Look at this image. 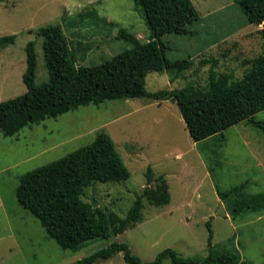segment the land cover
I'll list each match as a JSON object with an SVG mask.
<instances>
[{
  "label": "rangeland",
  "instance_id": "1",
  "mask_svg": "<svg viewBox=\"0 0 264 264\" xmlns=\"http://www.w3.org/2000/svg\"><path fill=\"white\" fill-rule=\"evenodd\" d=\"M199 21L187 26L190 34H166L169 60L190 57L192 67L171 80L167 72L146 76V90H175L190 84L207 85L211 63L214 72L242 78L247 62L262 50L259 30L264 23L246 24L234 0H191ZM60 23L76 67L109 60L132 46L117 36L119 30L138 41L149 40L139 8L131 0H0V37L15 35L13 45L0 49V102L23 94L24 48L34 42V84L48 78L37 29ZM171 74V75H170ZM264 122V110L254 115ZM108 135L130 175L120 183H95L83 193L88 202L93 192L96 207L124 217L136 195L152 187L163 175L170 195L165 206L143 201L141 221L133 228L107 238L86 241L75 251L60 248L40 222L19 206L15 191L27 172L45 166ZM151 178V179H150ZM244 184V194L264 193V134L245 121L194 142L176 103L147 98L106 101L46 118L23 128L16 136L0 133V264H72L111 243H126L142 262H150L165 249L184 259L203 261L208 256V229L212 253L236 254L240 260L264 264V210L233 218L216 188L227 191ZM95 264H126L121 252ZM163 264H170L164 259Z\"/></svg>",
  "mask_w": 264,
  "mask_h": 264
},
{
  "label": "trees",
  "instance_id": "2",
  "mask_svg": "<svg viewBox=\"0 0 264 264\" xmlns=\"http://www.w3.org/2000/svg\"><path fill=\"white\" fill-rule=\"evenodd\" d=\"M141 11L149 30V40L138 41L132 34L119 30L117 36L131 44L109 60L88 67H76L74 56L60 23H50L37 29L42 39V53L48 78L34 84L36 52L34 42L25 45V69L22 82L26 91L0 102V133L4 137L16 136L23 128L38 124L46 118H57L82 106H98L106 101L129 98H147L176 103L181 118L194 142H200L242 121L264 134V122L254 115L264 110V26L259 35L261 53L251 61L250 69L241 79L232 80L226 73L217 74L215 59H203L200 64L211 63L207 85L197 88L186 85L180 89L148 92L146 76L151 72H169L177 79L188 71L194 61L190 58L169 60L165 56L167 45L161 42L166 34L188 35L187 26L199 21L191 0H131ZM245 15L246 24L264 23V0H234ZM15 35L0 37V49L13 45ZM170 74V75H171ZM129 171L121 160L112 139L98 134L94 140L66 156L45 166L25 173L15 191L17 203L33 215L47 236L62 249L75 251L86 241L107 238L133 228L141 221L143 201L153 206L170 202L168 184L163 175L155 178L154 185L136 195L124 217L114 212L105 213L92 207L82 196L84 190L95 183H120L129 178ZM244 184L227 191L216 188L219 199L238 218L245 213L264 210V193L244 194ZM208 229V256L203 261L184 259L175 250L165 249L154 260L142 262L132 254L126 243L113 242L72 264H95L121 252L126 264H253L240 260L232 252L220 256L212 253V232Z\"/></svg>",
  "mask_w": 264,
  "mask_h": 264
},
{
  "label": "water",
  "instance_id": "3",
  "mask_svg": "<svg viewBox=\"0 0 264 264\" xmlns=\"http://www.w3.org/2000/svg\"><path fill=\"white\" fill-rule=\"evenodd\" d=\"M150 179H151V178H150ZM89 201H90V203H91V205H92L93 208L96 207V204H95L94 199H93V192H92V194H91V196H90Z\"/></svg>",
  "mask_w": 264,
  "mask_h": 264
}]
</instances>
